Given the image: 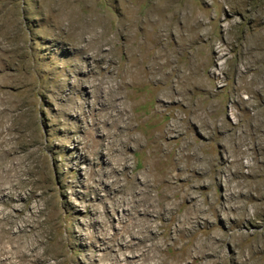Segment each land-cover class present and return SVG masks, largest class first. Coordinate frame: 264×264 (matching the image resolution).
Instances as JSON below:
<instances>
[{
	"label": "rangeland",
	"instance_id": "1",
	"mask_svg": "<svg viewBox=\"0 0 264 264\" xmlns=\"http://www.w3.org/2000/svg\"><path fill=\"white\" fill-rule=\"evenodd\" d=\"M0 141V264H242L264 0H0Z\"/></svg>",
	"mask_w": 264,
	"mask_h": 264
},
{
	"label": "bare ground",
	"instance_id": "2",
	"mask_svg": "<svg viewBox=\"0 0 264 264\" xmlns=\"http://www.w3.org/2000/svg\"><path fill=\"white\" fill-rule=\"evenodd\" d=\"M159 37L155 36V39L157 40ZM159 40V39H158ZM139 45V43H138ZM138 48V46H137ZM155 59L153 61L150 62V64H156V58L159 56V52L157 50V52H155ZM154 68V65L152 66ZM256 122H257V125L255 128L259 129V125L261 124V120H259L258 118L256 119ZM0 145H1V141H0ZM6 154V152L3 154L2 152V156L0 157L1 158V161L3 160L4 155ZM1 155V154H0ZM6 164V163H5ZM211 208H209V210L207 209H203L201 208L200 206L197 207V210L195 211L196 212V215H195V220L196 218H198V216L200 215H206V211L208 213H211L214 209L213 205H211V203L208 204ZM235 209L236 210H241L242 212H240V216L242 217V219H247L248 220V217H245L246 216V210H244V204L240 205L238 204V206L236 207L235 206ZM240 220V218H239ZM243 231L241 232H238L236 235L233 234L231 236V239L232 240H235L236 238L237 239H240L243 237ZM235 246H237V248L239 249V252H238V255L236 257H238L240 260L242 257H244V261H243V258H242V261L241 263L242 264H250L251 260L253 261L254 259H252V254L253 253H259L260 255L257 256L260 260H261V263L260 264H264V244H261V245H256V246H251V245H246V244H242V243H239V244H235L233 243ZM195 253H203L204 251L206 252H209V254L211 253V255L213 253H215L216 251L218 252V249L221 247V246H216L215 242L211 241V239H206L205 241H198L195 245ZM220 250V249H219ZM221 252V251H220ZM198 255V254H197ZM203 256V255H202ZM206 256V255H205ZM207 257V256H206ZM255 257V256H253ZM225 257L224 255H221L220 256V260L221 261H224Z\"/></svg>",
	"mask_w": 264,
	"mask_h": 264
}]
</instances>
